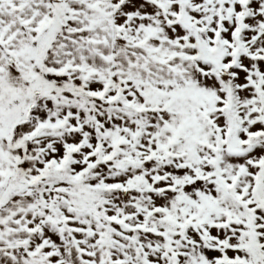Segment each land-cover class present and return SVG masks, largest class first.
Masks as SVG:
<instances>
[{
    "label": "snow or ice",
    "instance_id": "snow-or-ice-1",
    "mask_svg": "<svg viewBox=\"0 0 264 264\" xmlns=\"http://www.w3.org/2000/svg\"><path fill=\"white\" fill-rule=\"evenodd\" d=\"M0 264H264V0H0Z\"/></svg>",
    "mask_w": 264,
    "mask_h": 264
}]
</instances>
